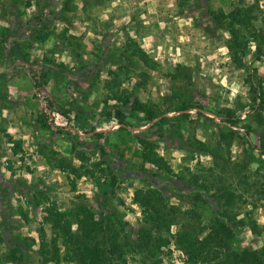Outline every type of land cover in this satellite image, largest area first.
<instances>
[{"label": "rangeland", "instance_id": "374dc122", "mask_svg": "<svg viewBox=\"0 0 264 264\" xmlns=\"http://www.w3.org/2000/svg\"><path fill=\"white\" fill-rule=\"evenodd\" d=\"M94 252L264 264V0H0V264Z\"/></svg>", "mask_w": 264, "mask_h": 264}, {"label": "trees", "instance_id": "16d2710c", "mask_svg": "<svg viewBox=\"0 0 264 264\" xmlns=\"http://www.w3.org/2000/svg\"><path fill=\"white\" fill-rule=\"evenodd\" d=\"M186 106H181L179 110H185ZM146 149L144 148V153H145ZM143 213L145 214L146 218L148 219V223L152 224V230L155 234L158 233V235L162 234L165 230H168V228H166V226L168 225L169 227V222L165 220V218L160 214V211H157L155 209V207H151L149 210L148 209H144L143 208ZM226 220H227V226H232L233 222L231 221V219L227 216H225ZM241 222L244 221V219H241L240 220ZM253 226H256V223H253L252 224ZM161 236H159V239H160ZM197 241V240H196ZM202 246H204L202 244ZM194 245H191V248H193ZM183 248V247H182ZM91 252H88L89 254H92V251L93 249L90 248ZM191 251L188 253L190 254ZM93 256L95 257V261L92 262V264H97V262H99L100 260V256L97 255V253H93ZM196 258H198V255L196 254L195 255ZM76 258H78V255H76ZM213 260L215 259H210V260H207V259H203L201 260L202 261H205V262H212ZM210 264V263H209ZM212 264H216V263H212Z\"/></svg>", "mask_w": 264, "mask_h": 264}]
</instances>
